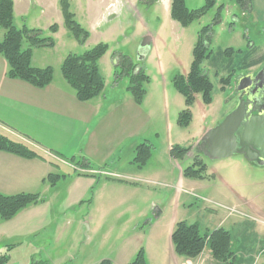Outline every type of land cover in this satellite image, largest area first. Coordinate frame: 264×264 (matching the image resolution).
Here are the masks:
<instances>
[{
	"label": "crops",
	"instance_id": "obj_1",
	"mask_svg": "<svg viewBox=\"0 0 264 264\" xmlns=\"http://www.w3.org/2000/svg\"><path fill=\"white\" fill-rule=\"evenodd\" d=\"M13 1L15 24L20 28L24 25L36 28L44 22L49 30L50 26L56 23L59 25V31L54 36L57 37L65 26L60 0ZM162 2L168 5L166 13L172 20L170 0H162ZM136 4H138V0H70V10L75 14L76 20L89 32L88 40H90L93 35L99 36V39L106 38L108 35H116L121 27L120 17L125 14L123 19H126L131 14L130 11L136 8ZM251 4L252 8L248 12L242 11L239 6L237 9L242 12V16L247 18L249 26L252 27L251 31L247 30L248 47L257 48L258 53L262 54L259 58L261 63L251 70L255 68L260 70L264 66V0H251ZM235 19L238 20L237 17ZM166 22L171 26L176 24L175 21L168 20ZM145 34L146 38H150V47L143 49L142 44L141 47H138V60L140 55L145 54L143 60L148 63L152 57L151 51L157 42L152 33ZM252 37L254 40H251ZM44 53L43 50L33 51L32 65L34 67H53L49 65V60H46ZM106 55L100 62L104 61ZM64 59L65 57L59 59L58 70L53 67V82L47 87L39 89L24 81L10 79L8 77L9 64L0 55V133L28 146L42 157L26 159L0 151V193L6 196L41 194L44 198L41 203L22 211L10 221H3L0 217V254L9 250L10 261L8 264H21L13 262L11 254L18 251L26 241L30 242L32 239L43 236L51 222H55L56 229L51 238L59 241L62 229L59 222L64 217H70L68 216L70 213L77 212L86 202L89 204L88 208L85 213H81L77 220L81 224H89L90 233L97 232L102 225L101 222L107 220L111 211L114 210L112 206H117L118 210H122L120 215L138 211L139 216L144 218L147 214L148 205L143 204L144 208L141 210L138 207L137 210L136 199L133 196L137 190L141 189L138 183L149 184L154 178L153 169L147 167L151 159L142 169L138 168L133 161L138 142L143 140L138 135L147 124L150 125L156 121V111H154L152 100L154 98L156 101V98H152L150 92L147 91L142 104L138 105L127 90L128 79H123L117 84L114 79L109 83L105 79V89L100 96L88 102H81L78 100L75 90L63 77L61 67ZM191 63H189L190 66ZM115 64L113 57L111 64L113 69L109 66L113 77ZM158 67L162 74L164 71H162L160 63H158ZM251 70H247V73ZM100 71L102 73L101 68ZM167 92L168 87L164 84L160 95L165 104L167 103ZM172 93L175 95L173 90ZM145 106L149 107L145 109ZM205 117L206 115L204 120ZM154 127L158 129V125ZM201 139L195 144V147L199 145ZM170 151L171 147L168 149L167 156L163 158L164 162L171 168L180 171V180L186 179L183 176V168L176 166V159L172 157ZM124 156L130 158L129 166L123 171L117 170V165L123 162ZM78 157L89 161V167L80 166L77 163L72 164L78 175L74 177L75 184L69 191V197L61 199L60 202H53L58 192H55L56 187L51 186L47 181L49 175L59 174V164L68 165L69 160ZM245 160L251 166L257 165L246 158ZM84 164L86 163L84 162ZM158 174L159 172H156L154 176ZM65 176L64 178H66ZM230 179L233 177L226 180L221 179L222 188L220 190L215 188V190L219 192L222 190L221 195L225 196V199L235 198L240 201V204L236 206L221 203L216 205L226 212L222 219L223 224L236 225L237 222L232 219L233 217L236 215L242 218L247 217L245 212H240L238 206H245L251 210L254 208L250 205L251 202L245 200L238 192L239 189H247L250 184L239 182L238 178ZM149 191L147 189L148 193H150ZM118 192L119 196L117 197ZM139 202L138 200V206ZM53 205L58 206L56 210H52ZM155 210L159 209L155 208ZM159 211L161 216L163 211ZM257 212L261 217L258 220L260 224L257 231L260 236L264 237V213H261L260 210ZM177 223L178 219L173 218L162 233L155 232L154 246L161 249L162 245L159 239L163 237L166 251L174 264H194L196 260H187L175 253L172 234ZM46 244L44 241L43 246L34 245L32 254L44 252L41 256H44V260H48L50 264L74 261L70 253L51 257L46 253ZM251 252V255L242 264H264V249L259 248ZM29 258L32 260V257ZM146 259L148 262L147 249ZM24 264L27 263L24 262Z\"/></svg>",
	"mask_w": 264,
	"mask_h": 264
},
{
	"label": "rangeland",
	"instance_id": "obj_2",
	"mask_svg": "<svg viewBox=\"0 0 264 264\" xmlns=\"http://www.w3.org/2000/svg\"><path fill=\"white\" fill-rule=\"evenodd\" d=\"M217 2V7L210 10L200 20L187 28H182L177 23L175 26L167 24L166 21L173 22V20L167 15L168 5L162 0L159 2L153 0L147 3L138 0L136 8L130 11L131 14L126 19H123L125 14L120 17L121 27L116 35H108L101 39L99 36L93 35L87 43L81 45L73 34L63 26L58 36H53L55 39L54 48L34 49L43 50L46 60H49V65L58 70L59 59L66 58L69 54H83L99 43H107L109 51L104 61L100 62V68L108 83L109 81L113 82V79L115 82V76L113 77L110 72V67L113 69L111 64L115 55H127L136 64H141L150 79V82L145 86L146 90L150 92L152 98H156V101L154 98L152 99L154 111H156V121H152L153 123L147 124L143 128L138 135L143 140L140 139L141 142H138V145L148 141L153 146L152 158L147 167L153 169L154 178L149 184L138 183L141 189L137 190L133 196L136 199L137 210L138 207L142 210L143 204L148 205L144 218L139 216L138 211L120 215L122 210H118L117 206H112L114 210L111 211L107 220L101 222L102 225L97 232L90 233L89 224H81L77 220L81 213L86 212L89 205L86 202L77 212L70 213L68 215L70 217H64L59 222L62 226L59 241L51 238L56 230L55 222H51L43 236L32 239L30 242L26 241L18 251L11 254L13 262L31 264L32 260L29 257L44 259V256H41L44 252L33 255L32 248L34 245L43 246L46 241V253L51 257L70 253L74 258V261L69 260L63 264H95L104 259H109L114 264H129L135 259L140 249H143L145 253L147 249L148 264H174L166 251L163 237L159 239L162 245L161 249H158L153 243L154 233H162L173 218H177L178 222L197 224L203 233L219 229V227L230 230L233 236L232 248L235 252L234 259H230L237 264H242L251 255L252 250L264 249V237L260 236L257 231L260 224L258 220L261 219L257 211L260 210L261 213H264V166L253 165V167L242 155L219 160L211 159L206 155L197 154V147H195V144L209 129L216 127L237 107L239 97L236 93V86L238 79L250 72L255 73L259 69H250L251 71L247 73L246 70L238 71L236 67L237 70L231 77L230 83L222 89L224 84L220 83V80L228 76V72H224L210 60L205 61L203 66L214 84L213 102L210 106L205 105L202 96L198 94L194 105L190 108L191 120L189 124L181 126L178 123L180 114L186 110V103L184 97L174 87L173 80L175 76L185 75L189 72V63L193 60V48L198 40L199 32L207 26H212L210 48L214 55L218 53L219 49L245 50L249 48L247 30L251 31L252 27L249 26L247 18H244L242 12L237 9L238 5L230 0H217ZM205 4L206 0H186L189 9H200ZM220 5H223L220 11L221 22L214 23ZM19 23L18 21V25ZM36 29L42 30L45 36L51 35L44 22ZM145 33H152L157 42L151 51L152 57L148 63L138 60V47H141L144 42ZM4 34L5 31L0 28V40L4 38ZM251 40L254 38L252 37ZM27 47L25 42L24 48ZM259 56L262 54L259 53ZM115 62H117L116 59ZM158 63L164 71L162 74L159 72ZM164 84L168 87L166 104L163 103L164 99L160 95ZM172 90L175 95H172ZM148 107L145 106V109ZM156 125H158V129L154 127ZM177 145L181 148H190V151L183 159L175 158L176 166L182 167L184 171L193 164L194 159L199 155L206 165L204 181L180 180V171L171 168L164 162L163 158L167 156L169 147ZM129 160L130 158L124 156L123 162L117 165V170H125L129 166ZM69 161L68 165L59 164L58 173L65 174L66 178L61 179L55 185V192L58 193L53 202H60L61 199L69 197V191L75 184L74 177L78 174L72 164L80 162L81 158ZM156 172L159 174L154 176ZM231 176L233 179L230 180L238 178L239 182L250 184L247 189H239L238 192L245 200L251 202L250 205L254 208L251 210L245 206H238L240 212H245L247 217L242 218L239 215L233 217L232 219L237 222L236 225L223 224L222 219L226 212L216 205L220 203L228 206L240 204V201L235 198L225 199V196L221 195L222 190L220 192L215 190V188L218 190L222 188L221 179L226 180ZM223 188L225 190V187ZM147 189L150 190V193L147 192ZM116 196H119V192ZM138 200L140 201L139 206ZM54 205L52 210H56L58 207ZM155 208L163 211L159 218L155 217ZM39 242L42 244H38ZM6 252L7 250L2 254ZM195 260L194 264H228L227 261L214 259L209 248H206Z\"/></svg>",
	"mask_w": 264,
	"mask_h": 264
},
{
	"label": "trees",
	"instance_id": "obj_3",
	"mask_svg": "<svg viewBox=\"0 0 264 264\" xmlns=\"http://www.w3.org/2000/svg\"><path fill=\"white\" fill-rule=\"evenodd\" d=\"M151 2L153 0H141ZM235 2L242 11L248 12L252 8L251 0H230ZM170 15L173 21L180 26L187 28L192 23L200 20L214 7H217V0H206L204 7L200 9H189L186 0H170ZM61 10L64 16L65 27L73 34L77 41L84 45L89 39V32L76 20L75 14L70 10V0H60ZM223 5L218 7L214 23L221 22ZM0 28L5 31V36L0 41V55L9 64L8 77L24 81L36 88L42 89L50 85L54 80V70L48 66L38 68L32 65L34 49L52 48L55 46L54 35L59 31V25L53 24L49 28L50 36H45L40 29L29 28L24 25L21 28L15 24V11L13 0H0ZM212 26L203 28L198 35V40L193 48V60L187 75H177L173 80L174 87L184 97L186 110L180 116L178 123L187 126L191 120L190 108L194 105L196 96L200 94L205 105L213 102L214 84L208 71L204 68L205 61L210 60L228 76L223 77L224 89L231 80V77L238 71L249 70L261 63L257 48L249 47L245 50L227 48L219 49L213 54L210 48V36ZM27 48H24V43ZM108 52V45L100 43L83 54H69L62 63V74L67 83L75 90L77 98L81 102H88L100 96L105 89V78L100 71V60ZM115 84L123 79H128L127 90L132 94L135 102L141 105L146 96V84L150 82L145 69L141 64H136L127 55H115ZM143 61V60H141ZM209 61V62H210ZM218 75V74H217ZM0 151L11 153L26 159L42 158L38 153L28 146L19 143L0 133ZM190 148L173 146L171 155L177 159L187 156ZM153 146L144 141L136 148V156L133 161L138 168H144L152 157ZM84 162L86 164H84ZM77 165L89 167V161L81 159ZM206 165L199 155L194 159L193 164L183 171V176L190 180H204L206 176ZM64 175L50 174L47 181L55 186ZM44 200L41 194H19L6 196L0 193V217L3 221H10L22 211L37 205ZM172 242L177 256L187 260H195L209 248L216 260L227 261L235 257L233 251V236L230 231L219 228L203 233L197 224H187L184 221L178 222L173 234ZM8 252V253H7ZM0 254V264H8L10 261L9 250ZM234 261V260H233ZM228 264H236L231 259ZM31 264H50L48 260L41 257L32 258ZM99 264H112L111 260L104 259ZM130 264H148L146 253L140 249L135 259Z\"/></svg>",
	"mask_w": 264,
	"mask_h": 264
},
{
	"label": "water",
	"instance_id": "obj_4",
	"mask_svg": "<svg viewBox=\"0 0 264 264\" xmlns=\"http://www.w3.org/2000/svg\"><path fill=\"white\" fill-rule=\"evenodd\" d=\"M149 47L150 38H145L142 48ZM144 58L145 54L140 55L139 61ZM236 93L240 94L237 107L202 137L196 152L217 160L243 155L264 166V69L256 76L240 77ZM160 214L155 210L156 218Z\"/></svg>",
	"mask_w": 264,
	"mask_h": 264
},
{
	"label": "flooded vegetation",
	"instance_id": "obj_5",
	"mask_svg": "<svg viewBox=\"0 0 264 264\" xmlns=\"http://www.w3.org/2000/svg\"><path fill=\"white\" fill-rule=\"evenodd\" d=\"M264 69V66L260 69V70H258L257 72H255V73H253L255 76L258 74V73H260L262 70ZM240 96V94H238V97ZM255 96V95H254Z\"/></svg>",
	"mask_w": 264,
	"mask_h": 264
},
{
	"label": "built area",
	"instance_id": "obj_6",
	"mask_svg": "<svg viewBox=\"0 0 264 264\" xmlns=\"http://www.w3.org/2000/svg\"><path fill=\"white\" fill-rule=\"evenodd\" d=\"M190 264V263H189Z\"/></svg>",
	"mask_w": 264,
	"mask_h": 264
}]
</instances>
